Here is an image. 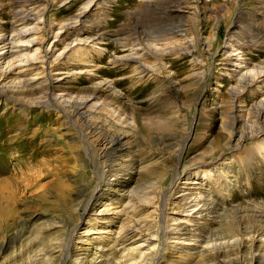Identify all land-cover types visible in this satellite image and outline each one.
<instances>
[{
  "label": "rangeland",
  "instance_id": "rangeland-1",
  "mask_svg": "<svg viewBox=\"0 0 264 264\" xmlns=\"http://www.w3.org/2000/svg\"><path fill=\"white\" fill-rule=\"evenodd\" d=\"M150 1L94 6L76 25L79 30L49 45L58 25L72 20L86 0H44L39 28L20 37L34 38L31 53L39 47L38 56L65 50L52 70L39 62L23 77L40 87L39 82L65 75V86L52 90L51 97L62 89L65 98H90L87 111L107 120L101 136L123 132L126 138L116 155L115 176L100 179L102 170L95 171L102 160L100 137L86 133L79 118H68L61 104L50 100L19 107L13 97L0 95V264H82L74 263L77 255L85 256L83 264H132L135 255L121 257L115 247L127 232L124 225L146 219L149 235L127 247L146 244L140 250L155 251V242L144 239L160 235L162 204L168 228L175 226L187 179L201 182L190 185L199 186L205 204L215 210V218L200 223L194 236L264 232V131L255 134L264 127V112L258 114L264 98V0H181L179 9ZM147 4L157 15L154 23L142 18ZM16 9L17 0H0V33L7 38ZM78 31V38L100 35L64 49V41ZM137 44L155 52L140 56L152 69L143 76L134 60L122 58ZM239 68L256 78L244 89L241 72L234 71ZM14 78L10 74L7 85ZM250 130L255 135L237 144L236 135ZM85 183L87 190L77 195ZM128 200L149 204L131 209ZM85 206L90 209L83 211ZM261 238L256 249L264 252ZM165 242L173 263L197 262L193 240ZM243 256L242 264H264V253L257 262L250 253Z\"/></svg>",
  "mask_w": 264,
  "mask_h": 264
},
{
  "label": "bare ground",
  "instance_id": "bare-ground-1",
  "mask_svg": "<svg viewBox=\"0 0 264 264\" xmlns=\"http://www.w3.org/2000/svg\"><path fill=\"white\" fill-rule=\"evenodd\" d=\"M43 1L44 0H17V9L11 27V29L13 30L12 37L7 38L6 35H4V33H0V63H2L0 64V95L4 96L5 98L13 97V101L15 99L14 103L19 105V107L21 106L23 107L24 105H31L33 103L48 104L47 103L49 102L48 100L54 102L55 104H61V107L59 108L60 109L62 108L61 109L62 112L66 113L68 118L71 116L73 117L75 116L79 118L84 124V129L86 130V133H91L93 134V136L95 135L96 137L98 136L100 137L103 150H102V155L99 157L102 158V160H98L97 164L95 165L96 173H98L99 170H102L100 179H102L103 176L105 177L106 174H108V176H115V173H113L114 172L113 168H115L114 162L116 163L115 161L116 155L117 152L120 151V149L122 148L121 142L123 138H126V133L119 132L117 134L115 132L110 134L112 136L110 135L101 136V132L104 127L103 124H105L104 122L107 120L105 119V117L98 115L95 112L96 110L87 111L88 110L87 102L90 100V98L88 97L73 96L70 98H65L64 97L65 92L64 90L62 91V89L59 90V92L61 91L60 93H56L54 97H51L50 92H52V90L65 86L64 83H66L65 82L66 79L64 73L66 72L58 70L56 74L64 75L61 77V79L60 77H56L52 79V81L49 80V82H45L44 85L41 84L42 82H39L40 87L36 86L35 82L30 80L31 78L28 79L23 77V75H21L32 69L39 62H41L42 66H44V64H47L48 68L53 69L55 67L54 65L63 55L62 54L63 51H65L62 50L57 54H53L52 55L53 57L51 58L49 55L47 56L48 52L46 51L45 52L43 51V55L38 56L36 54V50L37 49L39 50L40 49L39 47L34 48V51L31 53L32 45L36 43L34 41V38L33 37H32L33 39L26 38L24 40L20 38L23 37V35L31 33L39 28L37 24L41 23V20L40 17H38V15L40 14L41 5ZM145 1L149 2L150 0H145ZM108 2H110V0H86L84 6H82L79 9V11L72 17V20L60 23V25H58L57 27V30L54 31L53 33L51 32L52 38L51 41L49 42V45H52L53 44L52 41L54 40L63 41L64 39L63 36H68L71 34L69 30L72 29V32L75 30H79L76 27V25L82 20V18L84 19L91 12V10H93L94 6H95L94 9H97L99 7H102L101 5L107 4ZM181 3H182L181 0H162L161 7L164 9H170L171 7L179 9V7H181L180 6ZM150 6L151 4L146 5L148 10L145 13V15L142 17L143 20H145L149 24L154 23L157 16L156 13L150 8ZM78 34H81V31L75 32V34L69 36L68 40L64 41L65 43L63 42L65 44L64 49L69 48V46L73 42L79 43V42H85L87 40L88 41L93 40L98 38L100 35L99 33H96L94 34L93 37L90 36L86 38H78L79 36ZM137 46L139 47L134 48V51H131L122 58L134 60L138 64V67H140L138 74L143 76L145 74H148V72H150L152 69L148 70L147 66H145L142 62L139 61V58L144 53H147L149 55L153 53L152 55L154 56L155 52L152 53L150 51L148 52L147 49L145 50L144 49L145 47L141 46L140 44H137ZM136 49L140 50L141 53L135 51ZM230 55L231 52L228 53V56ZM40 57H44V58L40 59ZM234 65L235 67H240L239 62ZM23 67H25V69H23ZM241 70L242 69L239 68L234 71L241 72ZM10 74L15 75V78L9 82L11 84L7 85L6 80L8 79ZM255 79L256 78L253 75H250L249 72H245V71H242L239 77V80L242 81L243 89L245 85L254 82ZM260 82L264 83L263 80H260ZM103 85L105 86V88H108L109 86L107 83H104ZM8 92L9 94H7ZM24 92L26 94H24ZM38 93H41V96L35 95ZM10 100L12 101V99ZM258 106H260L258 114L261 116L264 112V98L260 100ZM234 121L241 122L242 120L241 118L237 120L234 118ZM260 129L257 130L255 134L258 133L259 131H264V127L262 130ZM125 131L126 129L124 130V132ZM22 132H25V130H23ZM255 134L251 130L239 133L236 135V140H237L236 143L239 144V141L242 138L243 139L244 137L250 138ZM154 136L158 137V135L157 136L154 135ZM237 144L235 145L236 148L239 147V145ZM178 155L181 156V152H179ZM250 158H253V156H250ZM200 164H204V163H199V164L197 163V165L199 166ZM106 182L108 183L109 179ZM87 183L81 186V188L77 192V195H82L84 191L87 190L88 188ZM182 183L186 184L182 189V193L180 194V196H182L180 201L182 202L183 208L181 211L176 212L180 215V217L178 216L174 218V220L176 221L175 226L173 228H168L166 223L167 220H165L164 218L166 206L164 208V204H162L158 209L159 210L158 223L160 224L159 227L160 235L154 234L155 235L154 237L148 236L146 237V239H144V241L150 240L155 242V248H156L155 251L143 252L142 250H140V248L146 244H138L136 246L127 247V245H133L134 242H137L140 238H143L142 237L143 235H149V233H146V231H149L151 229L149 225L146 226V223H144L146 219L144 221H141L139 220V218L137 219L133 218L132 220L130 219L131 221L129 220L130 222L127 225L125 224L126 226L124 225L125 228H123L122 226V228L124 230H127V232L123 233L124 235L121 237L118 235L120 239L123 237L121 241L118 240L116 241L117 243L115 244V247L119 246L117 250L119 252V255L122 257L125 254H130V255L134 254L136 259L135 262L134 261L131 262L132 264H152V262H154L155 264H160L161 262L163 263L167 262V264H175L171 259L168 258L169 256L167 257L168 252L166 251L168 250L169 245L165 241L168 238L184 237V239L193 240V248L195 250V253L198 255V260L195 264H242L244 259L243 255L246 252L251 254L252 262H257L256 261L257 255L261 256V254L263 255L264 253L256 249L258 243L262 244L261 241L263 239L261 238V236L264 235L263 230H260L259 228L243 231V235L241 234L242 236H240L239 238L238 237L233 238L232 235H227V234H222L221 236L212 235L211 237L203 236V235L194 236L195 232L197 230L200 231L201 229V227H199L200 223L207 224L208 221H212L213 213H215V210H213L214 207L211 208L210 204H205V201L203 200L204 196L203 193H201L200 187L196 185H190L194 183L201 184V182L187 179L185 180V182ZM173 187L177 188V185L176 186L174 185ZM194 189H198V191L195 192ZM146 193L148 194V192ZM127 203L129 204V205L127 204L128 206L132 207L131 209H134L137 208V206H141V207L147 206L149 204V201L148 200L141 201L139 204H136L135 206L132 203L130 204L129 200ZM87 207L88 206H85V209L83 211H85ZM90 207L88 208L90 209ZM130 218H132V216ZM120 230L122 231V229ZM137 233H138V237L133 239L134 235ZM216 239H219V241L216 242L215 241ZM159 246H160L159 249L160 251L157 249V247ZM52 252L56 253V252H60V250H52ZM60 254L61 252L58 255L60 256ZM67 259H68L67 255L63 256L60 258L59 262L60 263L66 262ZM77 261L79 263L81 262L84 263L85 256H80V255L75 256L74 263L75 262L78 263Z\"/></svg>",
  "mask_w": 264,
  "mask_h": 264
}]
</instances>
